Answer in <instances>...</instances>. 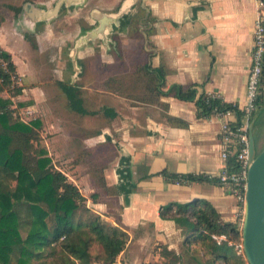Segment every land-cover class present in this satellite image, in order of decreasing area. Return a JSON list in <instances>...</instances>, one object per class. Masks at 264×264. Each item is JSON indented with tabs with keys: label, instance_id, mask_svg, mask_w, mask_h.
Returning a JSON list of instances; mask_svg holds the SVG:
<instances>
[{
	"label": "crops",
	"instance_id": "obj_1",
	"mask_svg": "<svg viewBox=\"0 0 264 264\" xmlns=\"http://www.w3.org/2000/svg\"><path fill=\"white\" fill-rule=\"evenodd\" d=\"M56 1L9 3L19 12L15 8L11 16L2 14L0 46L11 55L23 87L12 97L13 108L17 113L26 106L40 122L43 146L50 154L61 152L62 142L69 149L66 144L78 134L75 144L83 142L87 151H115L103 169L112 191L99 202L87 201L91 212L131 236L114 264L141 263L150 228L156 239L169 236V250H176L180 229L160 214L171 202H207L225 222H238L241 206L215 179L222 169L221 120L216 115L199 118L194 101L163 94L164 106L146 103L105 83L111 75L125 80L133 64L128 56L144 49L153 67H165L163 90L196 84L198 94H217L241 108L247 101L257 0H85L44 20L42 8L50 9ZM142 2L149 7L147 18ZM26 3L34 6L27 8ZM94 9L112 16L128 11L108 33L114 42L99 36L77 46L80 37L98 26ZM63 85L76 88L86 113L70 106ZM227 119L234 121L235 113ZM252 124L261 150L264 101ZM43 129L53 136L47 137ZM187 175L203 179L187 180ZM121 183L127 184L125 190L118 188ZM93 187L88 186V194L81 192L89 198L98 188ZM132 242L135 248H129Z\"/></svg>",
	"mask_w": 264,
	"mask_h": 264
},
{
	"label": "trees",
	"instance_id": "obj_2",
	"mask_svg": "<svg viewBox=\"0 0 264 264\" xmlns=\"http://www.w3.org/2000/svg\"><path fill=\"white\" fill-rule=\"evenodd\" d=\"M16 11L18 13L19 8ZM148 55L144 49L130 54L128 58L133 64L126 79L111 75L105 85L126 97L161 106H164L163 94L194 101L199 118L231 111L236 115L231 125L234 128L242 125L244 112L237 103L227 102L217 94H198L196 84H175L163 90L165 67H153ZM0 58L7 62L6 67L0 64V264H93L96 252L100 264H114L127 245L128 234L100 215L86 223V229H81L83 223L76 218L82 207L89 210L88 199L99 202L103 195L112 191L103 173L105 165L91 169L98 188L86 197L48 156L39 130L40 122H23L15 112L12 97L20 95L23 87L12 78L17 75L15 63L1 46ZM63 86L70 106L86 113L76 88ZM5 92L9 97L3 96ZM165 115L169 118L166 112ZM185 177L187 180L203 179L192 175ZM126 185L121 183L118 188L125 190ZM160 214L185 227L187 233L200 231L201 242L211 240L210 251L220 257L224 255L225 259L229 257L226 248L230 245L215 243L203 230L240 238L242 218L238 222H225L207 202H171L161 208Z\"/></svg>",
	"mask_w": 264,
	"mask_h": 264
},
{
	"label": "rangeland",
	"instance_id": "obj_3",
	"mask_svg": "<svg viewBox=\"0 0 264 264\" xmlns=\"http://www.w3.org/2000/svg\"><path fill=\"white\" fill-rule=\"evenodd\" d=\"M23 2L24 0H0V17H2V14L11 16L14 13L17 6L13 9H10L8 7L9 3L21 5ZM143 12L139 11V15H143ZM8 27L9 24H5L4 28L8 29ZM32 79L28 78V80ZM25 107L23 106V108L18 109L17 114L21 121L32 124L36 119L32 118L33 115H30ZM46 129H43L45 133H47ZM76 133L77 132H74L73 134L76 135ZM51 135L52 134L47 133V137H51ZM79 136V134L76 137L72 136L71 142L66 144L67 148L70 146L69 149H64L65 144L62 142L64 146L61 152L56 154V151H53L52 154H50L49 151H47L48 156H50L53 161L56 162L55 166L64 171L69 179L76 183L83 193L88 194V186L97 187L91 169H93L95 166L99 168L102 165L108 166L109 159L111 160L115 156V151L111 148L108 151L104 150L102 152L97 151L96 149H88L87 151L84 148L83 142L81 143L80 141V143L75 144V138L80 140ZM87 179L91 183H87ZM94 217H96V214L91 212L90 209L88 210L86 207H82L76 216L77 220H80L83 223L81 229H86V223L93 220ZM177 226L180 229V238L178 239V245L176 248L177 251L169 250V236L156 239L154 236V230H151L150 228V230H148V235H150V237L147 240V245L142 249V251H145L143 260L139 264H247L248 260L246 259L245 252L244 254L239 253L238 248L235 245H230L229 241L226 242L221 240L222 242L219 243L214 237L210 235L211 233L209 234L215 243L223 245L226 242L228 245H230L226 248V252L228 253L229 257L228 259H225L223 257L224 255H221L222 257H220L219 255H215L210 251L209 245L212 244L211 240H209L207 243L201 242L199 238L200 231H194L193 234L190 232L187 233L185 231V227H181L178 224ZM239 230L240 238H231L228 236V239L233 244L234 242H239L242 239V225L240 226ZM125 232L128 234L127 231ZM203 233L208 234L204 231ZM130 238L131 236L128 234L127 244L130 241ZM132 244L133 242L129 244V248L132 247ZM136 249L141 250L137 247ZM92 259L94 261L93 264H100L97 252L93 255Z\"/></svg>",
	"mask_w": 264,
	"mask_h": 264
},
{
	"label": "built area",
	"instance_id": "obj_4",
	"mask_svg": "<svg viewBox=\"0 0 264 264\" xmlns=\"http://www.w3.org/2000/svg\"><path fill=\"white\" fill-rule=\"evenodd\" d=\"M0 64L6 67L7 62L0 58ZM12 78L18 82L17 75ZM262 100H264V0H257L254 41L247 82V101L240 108L244 112L243 123L240 127L234 128L227 119L231 111L216 113V116L221 120L220 158L222 169L215 179L235 196L242 208L243 216L248 192L249 168L251 166L249 157L250 121L261 106ZM203 231L210 234L206 230ZM210 235L219 243L222 242L221 240L229 241L230 245H235L238 248L239 253L244 254L243 238L233 244L226 234L211 233ZM247 264L249 263L247 262Z\"/></svg>",
	"mask_w": 264,
	"mask_h": 264
},
{
	"label": "water",
	"instance_id": "obj_5",
	"mask_svg": "<svg viewBox=\"0 0 264 264\" xmlns=\"http://www.w3.org/2000/svg\"><path fill=\"white\" fill-rule=\"evenodd\" d=\"M85 0H57L50 9L42 8L44 20L58 16L66 6L82 4ZM27 8L34 6L26 3ZM37 7V6H36ZM145 10L144 17L149 15V7L142 2ZM128 9L122 11L117 16H112L93 10V16L98 22V26L79 38L76 45L93 41L101 36L105 42L109 41L108 33L114 31L119 26L122 17ZM147 37V31L143 29ZM249 157L251 166L249 168L248 192L245 203L244 216L242 221V238L246 259L249 264H264V147L259 150L257 146V136L254 131V124L249 129Z\"/></svg>",
	"mask_w": 264,
	"mask_h": 264
},
{
	"label": "flooded vegetation",
	"instance_id": "obj_6",
	"mask_svg": "<svg viewBox=\"0 0 264 264\" xmlns=\"http://www.w3.org/2000/svg\"><path fill=\"white\" fill-rule=\"evenodd\" d=\"M128 17H129V15H125V18H128ZM108 42L112 43V42H114V40L112 38H109Z\"/></svg>",
	"mask_w": 264,
	"mask_h": 264
}]
</instances>
